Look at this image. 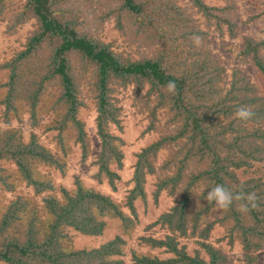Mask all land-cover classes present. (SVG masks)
I'll return each mask as SVG.
<instances>
[{"label":"trees","instance_id":"16d2710c","mask_svg":"<svg viewBox=\"0 0 264 264\" xmlns=\"http://www.w3.org/2000/svg\"><path fill=\"white\" fill-rule=\"evenodd\" d=\"M239 15L236 0H0L7 33L31 25L0 63V264H264V95L243 68L251 62L264 78V37L246 36L242 48L225 41ZM258 18L264 8L247 20ZM126 101L144 123L140 137L152 139L134 155L124 198L79 178L57 185L51 171L66 175L73 147L83 162L95 155L99 183L113 192L129 184L120 175ZM242 106L248 121L234 118ZM90 108L96 152L83 119ZM25 115L40 134L24 137ZM218 184L255 193L256 207H214L206 190ZM149 187L156 204L165 195L173 205L132 247L136 202L146 205ZM80 237L92 243L79 246ZM223 242L242 256L231 260Z\"/></svg>","mask_w":264,"mask_h":264},{"label":"rangeland","instance_id":"374dc122","mask_svg":"<svg viewBox=\"0 0 264 264\" xmlns=\"http://www.w3.org/2000/svg\"><path fill=\"white\" fill-rule=\"evenodd\" d=\"M236 2L240 14L239 17L236 18L238 22L237 36L235 38H231L226 35L224 39L225 41L231 43V45L242 48L244 46V37H252L255 40H261L264 37V19L258 18L251 22H248L247 20L249 17L261 13L262 9L264 8V0H236ZM30 28L31 25L29 24L19 28L18 33L9 34V32H6L5 24L0 21V63L9 58L13 51L23 44L25 35ZM215 41L217 42V45L220 43L218 37L215 38ZM220 60L222 63L227 64L228 67H232L237 64L234 60V57L229 54L221 55ZM243 68L245 69L246 74L259 87L261 94L264 95V78L262 74L254 67L251 62L243 65ZM124 107L126 109L124 118V137L126 139V146L123 148L125 159L124 168L120 171V175L123 182H129V184L121 185L117 192H113L106 182L99 183L94 177L97 171V166L95 165V155L91 154V156L85 162H83L81 161L80 150L78 147H73L72 153H70L68 157V169L66 171V175L62 176L57 171H51V177L57 185L73 188L75 178H79L85 184V186L92 187L104 194L111 195L116 201H121L124 198L127 190L132 186L130 180L133 175V166L135 163L134 155L140 148H142L152 139V137L149 136H146L145 138L140 137L141 131L144 129V123L140 122L139 118L134 114L133 109L130 107L129 101L124 103ZM83 113V119L86 123V130L91 140V148L96 152L99 150V139L96 135V127L94 122L96 113L93 108H90ZM14 125H16V123H14ZM21 126L26 139H28L31 132H37L40 134V130H36L31 126L27 115L24 116V121ZM41 138L42 140H45V142H48V146L52 147L48 137H45L44 134H42ZM261 169L262 173H264V167ZM240 176L243 179L247 177L246 175H241V173ZM20 190L24 191L25 193L29 192L32 194L30 189L21 187ZM151 190L152 187H149V196L146 205L141 202H136V208L139 216V225L135 229L133 238L128 240L129 245L132 247H136V238L145 234V228L147 225L154 222L161 213L167 211L173 205L171 199L165 195H162L159 198L158 204H156L150 194ZM153 231L154 236L160 237L163 235V231L161 230L154 229ZM213 233L214 237L218 238L222 237L223 235L221 228H216ZM113 234L114 229L109 232L108 236H112ZM85 243H92V239L80 237L76 241V244L79 246ZM222 245L226 254L231 260L236 261L242 256L241 249L238 245H235L232 248H230L225 242H223ZM193 248L194 246L192 244L188 245V251L190 253H192Z\"/></svg>","mask_w":264,"mask_h":264},{"label":"clouds","instance_id":"9594fccd","mask_svg":"<svg viewBox=\"0 0 264 264\" xmlns=\"http://www.w3.org/2000/svg\"><path fill=\"white\" fill-rule=\"evenodd\" d=\"M193 43L195 46H200L201 38L199 36L193 37ZM175 82L169 81L165 85V89L169 94H174L176 90ZM136 88L133 86V92ZM253 113L250 108L246 106L239 107L234 113V118L244 122L248 121L252 117ZM207 195L205 199L214 204V207L220 209L230 208L234 202L238 203V210L242 213H247L250 208L256 207V195L255 193H249L245 196L244 193H233L223 185H216L206 190Z\"/></svg>","mask_w":264,"mask_h":264}]
</instances>
